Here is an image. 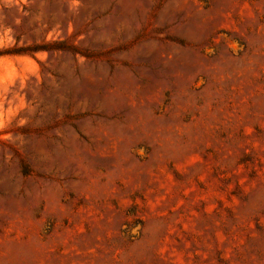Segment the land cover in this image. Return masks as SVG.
<instances>
[{"label": "rangeland", "instance_id": "obj_1", "mask_svg": "<svg viewBox=\"0 0 264 264\" xmlns=\"http://www.w3.org/2000/svg\"><path fill=\"white\" fill-rule=\"evenodd\" d=\"M0 264H264V0H0Z\"/></svg>", "mask_w": 264, "mask_h": 264}, {"label": "trees", "instance_id": "obj_2", "mask_svg": "<svg viewBox=\"0 0 264 264\" xmlns=\"http://www.w3.org/2000/svg\"><path fill=\"white\" fill-rule=\"evenodd\" d=\"M40 48H42V47H38L37 49H40ZM37 49H35V50H37Z\"/></svg>", "mask_w": 264, "mask_h": 264}]
</instances>
